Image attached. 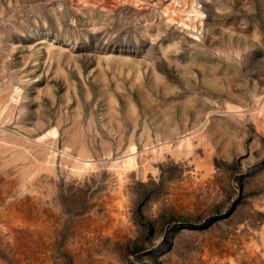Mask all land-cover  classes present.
Here are the masks:
<instances>
[{"label": "rangeland", "instance_id": "rangeland-1", "mask_svg": "<svg viewBox=\"0 0 264 264\" xmlns=\"http://www.w3.org/2000/svg\"><path fill=\"white\" fill-rule=\"evenodd\" d=\"M0 138V264H264V0H0Z\"/></svg>", "mask_w": 264, "mask_h": 264}, {"label": "bare ground", "instance_id": "bare-ground-1", "mask_svg": "<svg viewBox=\"0 0 264 264\" xmlns=\"http://www.w3.org/2000/svg\"><path fill=\"white\" fill-rule=\"evenodd\" d=\"M4 94H5V93H4ZM51 133H53V130H52ZM54 133H55V132H54ZM49 134H50V133H49ZM47 135H48V134H47ZM53 135H54V134H53ZM53 135H52V136H53ZM20 136H21V135H20ZM71 136H72V135H71ZM0 139H1V138H0ZM37 139H38V138H37ZM44 139H45V138H44ZM185 139H186V138H185ZM46 140H47V139H46ZM48 141L52 142L51 140H48ZM48 141H47V142H48ZM0 142H1V140H0ZM41 142H42V141H41ZM47 142H46V143H47ZM37 143H38V142H37ZM32 144H33V143H32ZM33 145H34V144H33ZM36 145H37V144H36ZM36 145H35V146H36ZM37 146H38V145H37ZM40 146H41V145H40ZM33 147H34V146H33ZM33 149H34V148H33ZM130 149H131V148H130ZM132 149H133V148H132ZM42 150H43V149H42ZM209 150H210V149H209ZM42 152H43V151H42ZM44 152H45V151H44ZM42 156H43V155H42ZM46 156L49 157V155H47V152H46ZM12 157L15 158L16 155H13ZM26 160H27V159H26ZM81 160H83V159H81ZM33 161H34L33 166H34V169L36 170V169H38V166H39L40 164L38 165V163H37L36 160H33ZM38 161H39V160H38ZM127 162H128V163H131V160H130V159H127ZM85 163H86V162H85ZM27 164H28V163H27ZM31 165H32V164H31ZM43 165H44V164H43ZM129 165H130V164H129ZM20 166H21V165H20ZM41 166H42V165H41ZM40 168H41V167H40ZM48 168H49V167H48ZM49 170H50V169H49ZM23 171H25V170H23ZM31 171H32V170H31ZM51 171H52V170H51ZM78 171H79V170H78ZM206 171H207V170H206ZM21 173H22V172H21ZM52 173H53V172H52ZM29 174H30V173H29ZM47 174H48V173H47ZM45 175H46V174H45ZM75 175H76V173H75ZM75 175H74V176H75ZM30 177H31V176H30ZM50 177H51V176H50ZM66 177H67V176H66ZM121 177H122V175H121ZM78 179H79V178H78ZM7 181H8V180H7ZM121 182H122V181H121ZM45 183H46V182H45ZM33 184H34V183H33ZM49 187H50V186H49ZM51 194H52V193H51ZM16 196H17V195H16ZM29 198H30V197H29ZM30 199H33V198H30ZM26 202H28V201H26ZM124 203H125V202H124ZM21 204H22V203H21ZM12 205H13V204H12ZM16 205H17V204H16ZM124 205H125V204H124ZM18 207H19V206H18ZM10 209H11L10 211L13 212L12 214H15V215H16L17 213H19V211L15 208V206L12 207V208L10 207ZM21 209H22V208H21ZM4 211H5V210H4ZM20 211H21V210H20ZM29 211H30V210H29ZM23 212H24V211H23ZM25 212H26V211H25ZM20 215H21V214H20ZM34 215H35V214H34ZM41 215H42V214H41ZM10 216H11V215H10ZM13 216H14V215H13ZM16 217H17V216H16ZM45 219H46V218H45ZM30 220L32 221L33 219H30ZM36 220L38 221V219H36ZM36 220H35V221H36ZM42 220H43V219H42ZM14 221H15V220H14ZM29 222H30V221H29ZM7 223H8V222H7ZM33 223H34V221H33ZM38 223H39L40 225H43V224L41 223V220L38 221ZM12 225H13V224H12ZM29 225H30V224H29ZM33 226H35V224H33ZM28 227H29V226H28ZM27 229H29V228H27ZM11 230H12V228H11ZM14 231H15V229H14ZM26 232H27V231H26ZM41 234H42V233H41ZM30 235H31V234H30ZM8 236H9V234H8ZM10 238H11V240H12V239L16 240V239H15V234H12V233L10 232ZM17 238H18V237H17ZM24 238H25V237H24ZM26 238H27V237H26ZM8 239H9V238H8ZM20 241H21V240H20ZM26 241H27V239H26ZM33 241H34V240H33ZM18 243H19V242L16 240V244H17V245H18ZM10 244H11V243H10ZM20 246H21V245H20ZM263 246H264V245H263ZM20 248H21V247H20ZM41 257H42V256H41ZM40 261H41V260H40Z\"/></svg>", "mask_w": 264, "mask_h": 264}]
</instances>
